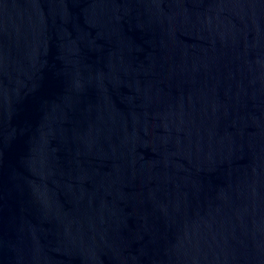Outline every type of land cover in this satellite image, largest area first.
Segmentation results:
<instances>
[{
	"label": "water",
	"instance_id": "1",
	"mask_svg": "<svg viewBox=\"0 0 264 264\" xmlns=\"http://www.w3.org/2000/svg\"><path fill=\"white\" fill-rule=\"evenodd\" d=\"M0 264H264V0H0Z\"/></svg>",
	"mask_w": 264,
	"mask_h": 264
}]
</instances>
